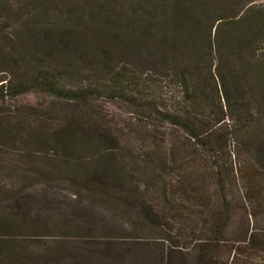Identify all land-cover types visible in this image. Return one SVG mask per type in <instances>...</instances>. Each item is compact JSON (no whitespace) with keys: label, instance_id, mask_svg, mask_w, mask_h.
I'll use <instances>...</instances> for the list:
<instances>
[{"label":"trees","instance_id":"1","mask_svg":"<svg viewBox=\"0 0 264 264\" xmlns=\"http://www.w3.org/2000/svg\"><path fill=\"white\" fill-rule=\"evenodd\" d=\"M132 49L144 57L134 67L128 60ZM147 65L153 72L145 71ZM80 77L86 82H109L108 94L127 97L135 92L140 111L162 125L146 126L154 133L160 130L148 135L154 147L134 157L133 163L101 151L104 165L96 173L110 186L124 187L127 175L136 174L156 179L174 174L185 185L190 181L187 175L194 174L220 192V203L205 206L209 210L199 214L208 228L205 237L187 246L152 242L147 245L152 247L147 264H234L220 255L232 219L231 189L236 187L246 209L250 191L259 197L264 193V4L255 0H0L1 106L30 92L78 102L94 91L67 88L66 81ZM166 125L171 126L169 134ZM82 129L67 126L50 140L36 143L63 148L65 158L77 140L100 146L110 142L107 130L84 133ZM4 130L0 123L1 135ZM244 155L251 157L247 162L256 166L258 174L242 165ZM192 161L198 169L191 168ZM242 167L249 171L244 188L238 175ZM163 191L168 195L167 185ZM188 191L190 187H181L182 195ZM186 198L182 196V203L188 208L190 198ZM13 219L0 220V264H35L25 259L29 256L25 246L31 241ZM248 234L251 244L256 234ZM95 254L113 262L121 255L111 243L88 255Z\"/></svg>","mask_w":264,"mask_h":264},{"label":"rangeland","instance_id":"2","mask_svg":"<svg viewBox=\"0 0 264 264\" xmlns=\"http://www.w3.org/2000/svg\"><path fill=\"white\" fill-rule=\"evenodd\" d=\"M255 1L264 4V0ZM130 52L131 67L138 64V59L144 60L143 53L133 49ZM146 67V72H153L151 66ZM65 83L69 89L94 91L74 103L30 92L0 105V123L7 128L0 133V220L14 218L24 228L31 241L25 246L29 252L26 261L47 264L46 257L50 255V264H147L152 258V247L148 249L147 245L152 242L187 246L196 238L205 237L208 228L205 222L201 223L199 214L209 210L205 206L212 208L221 200L220 192L209 185L210 181L203 184L199 175L190 174V181L182 185L181 177L174 174L157 179L136 174L127 175L124 187L120 188L110 186L96 173L104 165L101 151H110L119 160L123 157L128 164L154 147L153 139L147 137L160 129L155 133L146 129L156 121L140 111L136 93L130 92L127 97L108 94L109 82H86L82 77ZM160 124L156 122L153 128ZM67 126L82 127L84 133L107 130L110 142L100 146L77 140L72 151H66L65 158L63 148L36 143L38 139L50 140L53 133ZM166 127L169 134L171 126ZM176 132L180 138L181 131ZM242 158V165L258 174L256 166L247 162L251 157ZM194 162L191 168L198 169ZM247 169L242 167L238 173L243 188L249 182ZM207 180L211 184L214 181ZM166 185L168 195L163 191ZM182 186L192 191L182 195ZM200 187L206 191H193ZM231 191L232 219L220 255L234 264H264V193L259 197L250 191L246 209L235 186ZM182 196L190 198L188 208L182 203ZM251 232L256 239L250 244L246 237ZM106 243L115 244L121 253L114 262L99 254L88 255L101 252Z\"/></svg>","mask_w":264,"mask_h":264}]
</instances>
